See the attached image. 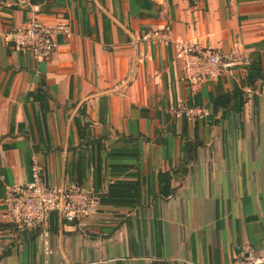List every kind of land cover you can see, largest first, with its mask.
I'll return each mask as SVG.
<instances>
[{
    "label": "crops",
    "instance_id": "obj_1",
    "mask_svg": "<svg viewBox=\"0 0 264 264\" xmlns=\"http://www.w3.org/2000/svg\"><path fill=\"white\" fill-rule=\"evenodd\" d=\"M31 17L68 24L46 59L10 41ZM149 29L163 40L140 41ZM173 41L235 45L260 70L227 68L190 88ZM235 87L241 110L212 113L210 95ZM190 105L209 115L185 117ZM185 140L199 143L195 155L160 198L157 173L177 167ZM32 164L48 185L97 195L110 182L138 181L139 202L99 204L83 226L51 215L46 251L38 230L17 227L2 202ZM0 176V264H232L243 244L264 252V0H0Z\"/></svg>",
    "mask_w": 264,
    "mask_h": 264
},
{
    "label": "built area",
    "instance_id": "obj_2",
    "mask_svg": "<svg viewBox=\"0 0 264 264\" xmlns=\"http://www.w3.org/2000/svg\"><path fill=\"white\" fill-rule=\"evenodd\" d=\"M59 33L69 34L67 23L50 26L31 17L22 26L12 29L10 41L15 48L27 51L32 57L46 59L52 54ZM163 38L159 29L144 30L139 35V40L145 42ZM171 46L180 65L181 80L190 88L204 81L216 80L227 68L250 63V57L235 45L228 51H219L192 41H173ZM182 111L185 117L209 115L206 108L195 105L182 107ZM0 180H3L2 176ZM2 202L8 217L17 227L28 232L38 230L37 236L46 251V228L51 215L83 226L99 206L97 194L91 189L76 184L67 187L46 184L35 164L30 166V178L26 183L6 186ZM232 264H264V252L257 253L249 244H243Z\"/></svg>",
    "mask_w": 264,
    "mask_h": 264
},
{
    "label": "trees",
    "instance_id": "obj_3",
    "mask_svg": "<svg viewBox=\"0 0 264 264\" xmlns=\"http://www.w3.org/2000/svg\"><path fill=\"white\" fill-rule=\"evenodd\" d=\"M191 0H188L190 2ZM250 66L255 70H260L258 61L250 58ZM249 77H246L247 84ZM46 94L43 89L40 88L36 98L40 103L43 112L47 110L46 106ZM210 105L212 113L217 110H231L238 112L241 110L242 105L245 102V97L241 87H235L231 91H216L214 95H210ZM185 133V125L183 124L181 134ZM199 143H191L185 140L181 146L182 158L178 163L177 167L172 169L170 172H158L157 173V183H158V197L167 198L173 193V188L170 186V179L172 175H182L186 170V164L192 160L195 155L196 146ZM90 153H92V158L94 160V169L96 176L99 177L100 170V152L102 150L101 144L98 140H93L89 145ZM139 183L138 181L134 183L128 182H110L107 184L104 192L97 195L98 202L101 205L109 206H125L134 207L139 202Z\"/></svg>",
    "mask_w": 264,
    "mask_h": 264
}]
</instances>
